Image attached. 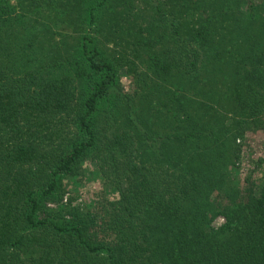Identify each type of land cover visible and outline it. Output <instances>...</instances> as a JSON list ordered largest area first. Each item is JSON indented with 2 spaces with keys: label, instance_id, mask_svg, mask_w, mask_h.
Returning a JSON list of instances; mask_svg holds the SVG:
<instances>
[{
  "label": "trees",
  "instance_id": "obj_1",
  "mask_svg": "<svg viewBox=\"0 0 264 264\" xmlns=\"http://www.w3.org/2000/svg\"><path fill=\"white\" fill-rule=\"evenodd\" d=\"M257 104L264 0H0V264H264V179L229 171ZM87 162L119 248L48 206Z\"/></svg>",
  "mask_w": 264,
  "mask_h": 264
},
{
  "label": "rangeland",
  "instance_id": "obj_2",
  "mask_svg": "<svg viewBox=\"0 0 264 264\" xmlns=\"http://www.w3.org/2000/svg\"><path fill=\"white\" fill-rule=\"evenodd\" d=\"M64 29L69 30L70 27L67 26ZM136 79L137 72L121 76L119 83L122 90L129 95H134ZM229 116L244 119L242 123L245 127L236 138L239 155L229 171L240 182V190L246 187L248 178L260 186L264 179V104H257L252 112L247 111L244 114L229 112ZM86 170L78 176L77 187H74L70 179H67L63 195L59 199L50 200L48 206L57 208L71 204L79 207L81 212H89L96 222L87 228V238L90 241H103L114 248H119L121 244L117 239V234L110 226L114 216L107 209L108 200H114L117 193L95 174L94 164L87 162ZM224 221V217L219 215L212 224L219 227Z\"/></svg>",
  "mask_w": 264,
  "mask_h": 264
}]
</instances>
